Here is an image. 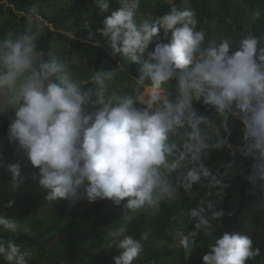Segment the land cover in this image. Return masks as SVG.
Here are the masks:
<instances>
[{"label": "clouds", "instance_id": "clouds-1", "mask_svg": "<svg viewBox=\"0 0 264 264\" xmlns=\"http://www.w3.org/2000/svg\"><path fill=\"white\" fill-rule=\"evenodd\" d=\"M92 2L101 14L111 9L112 0ZM118 2L103 19L100 35L113 55L141 65L139 77H130L129 90H110L122 64L80 83L67 63L45 59L36 33L8 34L0 39V115L14 113L8 140L38 169L32 178L39 177L46 201L64 200L70 206L80 199L123 202V222L107 234V247L118 252L113 264H133L148 239L147 232L139 239L127 234L131 214L155 216L179 190L190 196L194 185L207 180L205 197L189 211L192 230L175 233L190 255L200 248L201 230H211L213 222L222 225L225 216L220 205L228 185L205 160L211 150L235 151L229 143L230 118L243 126L244 144L237 152L259 161L254 179L264 185V33H249L235 49L226 38L213 45L197 29L191 8L172 6L162 16L138 22L141 0ZM252 16L259 19L261 11ZM153 43L154 49L146 51ZM197 102L214 109L212 119L198 114ZM6 170L12 189L18 187L20 163ZM13 204L8 200L4 207ZM19 229L0 213V231ZM207 249L202 264H248L260 255L250 236L229 230ZM31 255L14 240L0 239V257L8 264H28Z\"/></svg>", "mask_w": 264, "mask_h": 264}, {"label": "trees", "instance_id": "trees-1", "mask_svg": "<svg viewBox=\"0 0 264 264\" xmlns=\"http://www.w3.org/2000/svg\"><path fill=\"white\" fill-rule=\"evenodd\" d=\"M44 1L46 0H0V13L7 12V17L0 19L2 20L0 21V39L10 34L11 30H14L17 35L28 32L27 18L36 12L48 23L46 25L44 21H37L45 33L37 37L38 49L44 53L45 59L53 58V45L59 38L70 46L95 53L96 58L95 60L92 58L89 65L91 75L103 70L104 62L111 58L112 52L100 35V30L103 27V19L110 15V11L99 20L101 13L92 0H88L91 8H87L85 23L79 27L78 22L82 17L81 0H72L71 6L68 7L70 9L67 13L68 17L61 16L58 20H48L46 16H43L40 3ZM112 6L114 9L119 7L115 0H112ZM172 6L178 9L194 10L198 21L197 29L205 31L206 43L217 45L221 39L226 38L235 49L239 41L249 33L256 35L264 33V0H153L150 20L162 16ZM257 10L261 11V16L259 19H254L252 13ZM74 17L75 21H70ZM65 19L70 22H62ZM137 21H141L138 15ZM71 35L102 45L81 43L78 39H71ZM261 46L257 45V54ZM154 47L155 43L151 45V50ZM113 64L124 65L121 73L126 81H130V77L133 79H135L134 76L139 77L132 63L128 64L127 61L121 60V57H117ZM72 77L76 80L75 76ZM149 83L145 81L146 85ZM166 98L174 100L175 97L168 95ZM194 106L211 116L214 111L202 102H197ZM8 127L7 124H0V140L5 144L2 151L3 158L11 156V148L17 150L16 143H10L8 140ZM19 153L17 162L22 169L27 158L22 151ZM258 162L252 158H243L240 152L227 147L211 150L205 164L212 174L221 172L224 182L228 185L220 205L225 212L221 221L222 225L213 222L214 227L211 230L202 229L197 238L200 248L194 249L190 255L183 248L179 249L177 255L172 251L160 249L164 242L170 241L169 231L176 222L186 219L189 221L187 230H192L194 222L189 217V211L205 197L207 180L194 185L190 196H185L182 190H179L177 198L164 202L155 216L149 217L141 212L133 223L127 225V234L136 239L145 232L149 234L148 239L143 241V250L137 258V264H202V257L207 253L208 245L214 243L225 230L250 236L253 246L260 249V255L248 264H264V185L254 179L255 165ZM36 173L38 169L28 165V170L21 174L22 183L14 189L11 187L12 178L7 170L0 173V213L17 223L28 225L27 231L18 235L0 231V239H12L18 245L33 249L36 253L33 264H113L112 257L118 252L107 246L99 247L107 245L109 232L107 226L121 219L126 211L123 209V202L121 205H114L109 200L86 202L79 211V217L72 211L63 212L49 224L36 225L33 222L34 211L39 201L45 200L46 196L38 185L39 177L32 178ZM250 177L253 179H249ZM170 182L175 184V175L170 178ZM8 200L14 202L12 208L4 207ZM48 244L51 245L48 247ZM0 264H8V262L0 257Z\"/></svg>", "mask_w": 264, "mask_h": 264}, {"label": "rangeland", "instance_id": "rangeland-1", "mask_svg": "<svg viewBox=\"0 0 264 264\" xmlns=\"http://www.w3.org/2000/svg\"><path fill=\"white\" fill-rule=\"evenodd\" d=\"M71 1L72 0H46L42 3H40L41 12H42L43 16H46L48 18V20H50V19L51 20H58L61 16H67L68 17L67 13L70 10L68 7L71 6V4H70ZM115 2L119 5L118 0H115ZM81 7H82V10H81L82 17H80V20L78 22L79 27L85 23L84 18H86V16H87V13H86L87 8H91L88 0H81ZM112 8H113V6L111 5V9L109 11H111ZM152 8H153V0L142 1V2H140L139 9L137 10V15L140 17L141 20H143V19L150 20L152 17L151 16ZM113 10H115V9L113 8ZM75 12L76 11H74V13ZM105 14H109V12L104 13V14H100L99 20L103 16H105ZM6 17H7V12L2 11L0 13V19L3 20ZM75 17H76V15H75ZM75 17L71 18L70 21H75ZM27 19L28 20H27V25H26L27 28L26 29L28 32L36 33L37 37H40L41 35L45 34L43 29L37 24V21H44V23L46 25H48L47 21H45L41 16L37 15L36 12L32 13V16H28ZM2 20H0V21H2ZM70 21L67 19L62 20V22H66V23H69ZM10 34H12L13 36L17 35L14 32V30H11ZM90 34L92 35V31L90 32ZM70 38L75 39V40L78 39V38L74 37L73 35H71ZM78 40L81 43H86V44H91V45H102V44H97L98 42H89L88 40H81V39H78ZM151 45L149 46V48L146 51H149V52L152 51ZM107 47H108V45H107ZM53 50H54L53 51V57L60 60V61L67 63L69 65L72 76H75L76 80L78 82L86 83L89 81V79L93 75V74L92 75L90 74L89 65L92 62V58L94 60L96 58L94 52L85 51L82 48H77L76 46H70L69 43H64L62 41V39H59V38L54 42ZM117 57H120V55L119 54H116V55L111 54V58L105 60L103 70H99V71H107L110 68L115 67V65L113 64V61H116ZM132 66L135 68L136 74H138V76H139V69H140L141 65L132 63ZM74 68H76V69L74 70ZM134 78L136 79L138 77L134 76ZM130 83H131V81H126V79L124 78V76L121 73L120 76L118 77V79L115 81V83L111 86L110 90H112V91H120V90L127 91V90H129L128 86ZM213 114H214V111L212 113V118H213ZM237 120L238 119H236V118H230V120H229V126L232 130V135L229 137V143L231 144L233 149L235 148V146L244 144L243 126L240 123V121L239 120L237 121ZM217 123H218V121H217ZM4 145H5L4 142L2 140H0V164L3 165V167H0V173L2 171H5L9 164L17 163L19 155H20L18 150H16L15 148H11V151H10L11 156L10 157L6 156V158H3V156H2L3 152L2 151H3ZM28 165H30V162L28 160H26L24 167L21 169V174L25 173L28 170ZM86 202L87 201L85 199H80L75 205L70 206L69 203L67 201H64V200H61L58 202H48L46 200H41V201H39L38 207L34 211L33 222H35L36 225L44 226L46 224L51 223L52 220L57 218L59 214H61L63 212L69 213L71 211L73 213L77 214L79 217L80 216L79 211L82 209V207L84 206V203H86ZM163 203L161 204V207H162ZM140 213L141 212L131 214V215H133V219L131 221H129L128 224L133 223L134 219ZM122 216H123V214H122ZM121 222H123L122 218L119 219L117 222L110 223L107 226L108 230L110 231V230L114 229ZM18 224L20 225V229L18 230V232L12 233V234L18 235L21 232L25 231L24 230L25 227L26 228L28 227V225L25 223H18ZM188 225H189V221L186 219H183L180 222H176L173 225V228L169 231L170 238H171L170 241L164 242L161 245L160 249L172 251L175 254L178 253L179 249H181L182 247L179 246L178 241L175 239V233L177 231L188 232V230H187ZM2 232L7 233V234H11V232H7V231H2ZM50 245L51 244H48L47 246L49 247ZM106 246L107 245H102L99 248H105ZM21 248H22V250H27V251H30L32 253L31 257L28 260H29V264H33L34 260H35V255H36L35 251L33 249L25 248L24 246H21ZM134 264H137V259L134 261Z\"/></svg>", "mask_w": 264, "mask_h": 264}, {"label": "built area", "instance_id": "built-area-1", "mask_svg": "<svg viewBox=\"0 0 264 264\" xmlns=\"http://www.w3.org/2000/svg\"><path fill=\"white\" fill-rule=\"evenodd\" d=\"M171 96H174V95H171ZM194 108L196 109V111L198 112V114L203 115L205 117H208V118L212 119V116L210 114L203 112L199 107L194 106ZM13 118H14V113H12V112H6V113L0 115V124L10 125V123H11V121H12ZM228 149H231V148H228Z\"/></svg>", "mask_w": 264, "mask_h": 264}, {"label": "crops", "instance_id": "crops-1", "mask_svg": "<svg viewBox=\"0 0 264 264\" xmlns=\"http://www.w3.org/2000/svg\"><path fill=\"white\" fill-rule=\"evenodd\" d=\"M238 121V120H237ZM243 145H238V146H235L234 150L235 151H239V149L242 147Z\"/></svg>", "mask_w": 264, "mask_h": 264}]
</instances>
